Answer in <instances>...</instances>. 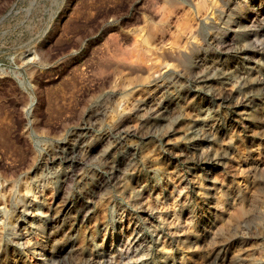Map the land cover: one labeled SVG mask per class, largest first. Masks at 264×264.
<instances>
[{
    "label": "rangeland",
    "instance_id": "obj_1",
    "mask_svg": "<svg viewBox=\"0 0 264 264\" xmlns=\"http://www.w3.org/2000/svg\"><path fill=\"white\" fill-rule=\"evenodd\" d=\"M0 264H264V0H0Z\"/></svg>",
    "mask_w": 264,
    "mask_h": 264
}]
</instances>
